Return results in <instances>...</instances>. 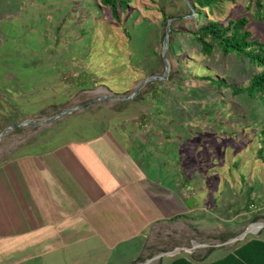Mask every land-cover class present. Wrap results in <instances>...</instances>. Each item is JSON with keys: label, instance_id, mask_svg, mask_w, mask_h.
Returning <instances> with one entry per match:
<instances>
[{"label": "rangeland", "instance_id": "rangeland-1", "mask_svg": "<svg viewBox=\"0 0 264 264\" xmlns=\"http://www.w3.org/2000/svg\"><path fill=\"white\" fill-rule=\"evenodd\" d=\"M254 9L252 0H225L207 15L225 24L246 16L264 40ZM120 15L118 22L102 0H0V135L23 124L0 140V163L25 157L29 165L31 153L99 140L129 165L126 188L136 203L125 205L122 222L146 230L141 243L160 218L156 244L166 248L222 243L225 231L239 236L257 208L264 215V104L205 76L247 85L257 67L235 54H203L191 37L200 21L186 0H134ZM164 15L178 33L173 56L162 38ZM154 75L163 78L147 82L141 100L124 98ZM68 109L75 111L40 124ZM250 186L256 203L248 210ZM191 208L176 225L168 220Z\"/></svg>", "mask_w": 264, "mask_h": 264}, {"label": "crops", "instance_id": "crops-1", "mask_svg": "<svg viewBox=\"0 0 264 264\" xmlns=\"http://www.w3.org/2000/svg\"><path fill=\"white\" fill-rule=\"evenodd\" d=\"M99 143L77 142L31 153L26 157L29 165L21 164L25 157L15 160V165L0 163V264H140V259L189 247L187 242H175L171 248L156 244L162 218L161 225H150L145 243L141 234L146 230L138 223L126 221L124 226L125 205L136 203L126 188L131 179L129 165L120 162L111 147L101 148ZM193 210L168 220L176 225L177 216ZM261 230V235L247 238L230 251L233 245H221L224 242L204 243L155 261L166 264L169 258L168 264H177L183 258L192 264H239L226 259L244 243L264 240ZM210 247L215 249L208 252ZM119 257L124 259L115 262Z\"/></svg>", "mask_w": 264, "mask_h": 264}, {"label": "trees", "instance_id": "trees-1", "mask_svg": "<svg viewBox=\"0 0 264 264\" xmlns=\"http://www.w3.org/2000/svg\"><path fill=\"white\" fill-rule=\"evenodd\" d=\"M134 0H102V3L106 5L112 12L113 17L121 22L120 11L127 12L129 3ZM225 0H189L186 2V7L190 9V14H196L192 18L194 21H200V25L192 31V39L201 45L202 52L205 55L212 56L214 52L219 51L223 55H238L240 57L248 59L258 71L252 75L247 85H229L226 83L223 75H221V80L216 79L214 71L209 72L210 74L205 76L209 79L211 83L217 87L222 88L223 86H230L233 88L235 94H247L253 99H257L262 104H264V40L255 38L252 30L249 29L250 20L248 17L244 16L237 19H231L227 24L224 22L208 17L209 14H215L219 12L221 5ZM253 6L255 7V18L260 22H264V0H252ZM172 17L164 15L162 25L163 33L162 38L164 39L167 34L168 20ZM184 19V17H182ZM171 38H170V54L176 55V44L175 36L176 26L173 23L171 27ZM162 62H164L163 57H161ZM180 66L184 67L182 59L179 60ZM199 68L206 70V66L199 65ZM207 71V70H206ZM182 71L179 69V73ZM222 74V72H221ZM175 73L171 74L173 77ZM149 85H155L154 82H149ZM143 98V94H138L134 97V100L138 101ZM259 139L261 140L263 146L259 149L258 153L261 158L264 159V129L261 130ZM254 188H248V200L247 208L251 210V206L255 205L256 200L253 197ZM238 215V214H237ZM184 215H179L180 218ZM264 218L261 209H256L253 223L258 222ZM237 236L230 232H223L219 235L222 242H226L229 239ZM215 247H210L207 249L208 252H212ZM235 260L239 264H264V240L252 239L243 245H241L233 255L227 257L226 261ZM145 262V259H140L137 263ZM192 264L186 259H180L179 263ZM177 262V264H179Z\"/></svg>", "mask_w": 264, "mask_h": 264}, {"label": "water", "instance_id": "water-1", "mask_svg": "<svg viewBox=\"0 0 264 264\" xmlns=\"http://www.w3.org/2000/svg\"><path fill=\"white\" fill-rule=\"evenodd\" d=\"M187 3H189V0H186ZM171 22L169 23L168 25V29H167V34H166V37H165V40H164V46L166 49H168L169 47V40H170V33H171V26H170ZM164 59L165 61L167 62V55L164 54ZM167 65V69H169V65ZM160 78H163L161 76H158V75H154L152 77H149L147 78L146 80H144L142 83L139 84V86L137 87V89L134 91V93L129 96V97H124V98H134L137 93L142 89V87L147 83V82H150L152 80H155V79H160ZM73 111H75V109H68V110H65V111H62L61 113L49 118V119H46L44 120L42 123L40 124H47V123H50L54 120H56L57 118L65 115V114H68V113H72ZM28 123V122H26ZM33 124V123H32ZM23 124H17V125H12L10 126L8 129H6L5 131H3L0 135V140L3 138V136L11 129H15L19 126H21ZM264 228V223H261V222H256V223H253L250 227H248L242 234H240L239 236H236L234 238H231L229 239L228 241L222 243L221 245H224V244H230V243H235V242H239V241H243L250 233L252 232H255V231H258L260 229H263ZM201 245H204V243H196L194 244L192 247H179L178 249L176 250H173V251H170V252H165V253H161V254H158L156 255L155 257L143 262V263H140V264H150L152 263L153 261H155L156 259H159L161 257H163L164 255H175L177 253H179V251H182L183 248H186V249H189V250H194L196 249L197 247L201 246Z\"/></svg>", "mask_w": 264, "mask_h": 264}]
</instances>
